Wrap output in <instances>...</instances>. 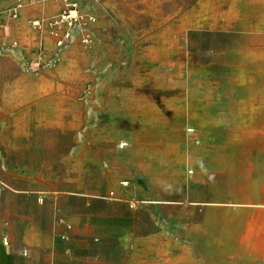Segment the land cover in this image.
<instances>
[{
    "label": "rangeland",
    "instance_id": "1",
    "mask_svg": "<svg viewBox=\"0 0 264 264\" xmlns=\"http://www.w3.org/2000/svg\"><path fill=\"white\" fill-rule=\"evenodd\" d=\"M19 1L13 18L8 8ZM71 1L85 23L59 49L51 20L64 0H13L0 14L15 23L0 40V264H44L33 248L50 243L59 224L91 242L89 264H140L136 235L107 233L110 210L118 221L145 210L152 223L190 226L240 223L247 209L264 210V156L220 113L239 98L231 77L240 49L264 40V22L245 0ZM41 52L58 61L27 71ZM220 148L223 160L213 155ZM236 160L259 165L240 187L228 175ZM89 169L103 176L101 188L76 184ZM231 225L183 233L190 247L212 248L215 235L244 234Z\"/></svg>",
    "mask_w": 264,
    "mask_h": 264
},
{
    "label": "crops",
    "instance_id": "2",
    "mask_svg": "<svg viewBox=\"0 0 264 264\" xmlns=\"http://www.w3.org/2000/svg\"><path fill=\"white\" fill-rule=\"evenodd\" d=\"M13 0H0L1 11L10 6ZM2 17V16H1ZM22 18V14L20 16ZM14 22L8 18H0V31H4V36L0 35L1 39L9 38L12 33ZM13 37V36H12ZM139 100L152 102L157 101L155 96L137 95ZM150 98V99H149ZM156 109V105H154ZM158 108V106H157ZM137 150H142L138 141ZM79 181L86 179L87 187L90 189H99L103 185V176L96 174L92 169L84 172V176ZM82 179V180H81ZM126 188V187H125ZM125 191V190H124ZM147 210V209H146ZM113 210L108 212L106 218L107 233L114 234L117 230L124 233H129L134 239V258L136 263L140 264H264V228L261 225L248 224V249L247 246L234 245L221 246L220 236L215 235L211 241L219 244L205 248L203 246L189 245V238L185 231L189 230L188 224H173L157 222L152 223V219L147 215L145 210L136 211L132 215L125 214L122 220L114 219ZM220 226H229L224 224L208 225L192 224V230H222ZM252 227V228H249ZM55 233L50 243L41 242L33 248L34 259L44 262V264H89L90 258L93 257V247L90 241H85L83 238L76 237V232L73 227L67 228L64 225H58L54 229ZM138 231V233H137ZM252 231V232H251ZM65 233L66 239H62L60 234ZM136 235V236H134ZM263 235V237H262ZM134 236V237H133ZM251 239V240H250ZM251 241V242H250ZM229 243V242H228ZM96 254V253H95ZM222 256H227V259H221ZM239 256H248L247 263H241L236 259ZM134 259V260H135ZM138 264V263H137Z\"/></svg>",
    "mask_w": 264,
    "mask_h": 264
},
{
    "label": "bare ground",
    "instance_id": "3",
    "mask_svg": "<svg viewBox=\"0 0 264 264\" xmlns=\"http://www.w3.org/2000/svg\"><path fill=\"white\" fill-rule=\"evenodd\" d=\"M244 5L248 14L256 15L264 22V0H245ZM239 55V63L237 64L238 72L236 75L231 77V79L234 80L236 92L239 94V98L223 105L220 113L222 118L233 119V121L230 120V124H232V128L235 129V133L236 130L240 131L243 135L248 133L251 146L256 148L259 154L264 156V137H262L264 133V40H262L259 44L248 42L247 45L245 44L242 46ZM242 61H246L248 63L247 66L246 64H243ZM247 116L248 121L238 120L239 118ZM189 130L193 129L189 128ZM226 151L227 148H220L213 155L218 160H223L226 158ZM233 151H236L241 157L245 156L247 153V149H240L236 146ZM258 166L259 165L251 163H248L247 166L245 161L236 160L230 162L228 175L230 177H234L235 179L237 178V182L240 187L241 185H246L248 183L246 177L249 174L254 173ZM219 172L220 171L217 173ZM253 184L257 186L254 182ZM247 210L250 212L248 213L250 218L248 217L242 219V217H239L242 222L239 223L238 219H234L232 222L228 223L229 226L232 224V227L238 226L236 224H240L239 226L242 230H244V234H241L238 237H232L233 235H228L222 238L220 237L221 240L229 243L236 242L237 245L243 247L246 246L245 244L248 241V224H259L262 229L264 228V210L258 208H251Z\"/></svg>",
    "mask_w": 264,
    "mask_h": 264
},
{
    "label": "built area",
    "instance_id": "4",
    "mask_svg": "<svg viewBox=\"0 0 264 264\" xmlns=\"http://www.w3.org/2000/svg\"><path fill=\"white\" fill-rule=\"evenodd\" d=\"M22 7V2H16L8 8V15L15 18L19 15L20 8ZM87 20H92V18H87ZM41 20H35L34 24L36 26H41ZM85 23V16L81 13L78 4L71 0H64L63 8L61 12L51 20V25L55 27L53 32L55 43L57 48H63L68 42L73 38L74 29L76 26H80ZM83 42L89 43L92 39L89 32L83 33ZM58 55H47L45 53H40L37 58L30 59L25 64L27 71L36 72L42 67L52 66L58 61ZM7 186L6 182L1 178L0 175V195ZM4 244H8L7 238L4 239ZM24 254H27L24 251Z\"/></svg>",
    "mask_w": 264,
    "mask_h": 264
}]
</instances>
